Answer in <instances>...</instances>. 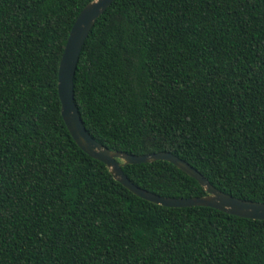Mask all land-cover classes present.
<instances>
[{
  "label": "trees",
  "instance_id": "1",
  "mask_svg": "<svg viewBox=\"0 0 264 264\" xmlns=\"http://www.w3.org/2000/svg\"><path fill=\"white\" fill-rule=\"evenodd\" d=\"M90 1L0 0V264H264L263 220L142 200L70 137L57 66ZM72 94L106 149L169 153L264 204V0H113ZM121 171L160 197L205 196L162 160Z\"/></svg>",
  "mask_w": 264,
  "mask_h": 264
},
{
  "label": "water",
  "instance_id": "2",
  "mask_svg": "<svg viewBox=\"0 0 264 264\" xmlns=\"http://www.w3.org/2000/svg\"><path fill=\"white\" fill-rule=\"evenodd\" d=\"M113 0H91L77 14L72 23L57 66L56 91L61 119L77 147L92 159L103 163L111 177L134 196L166 208L208 207L239 218L264 221V204L240 200L211 186L196 170L177 157L164 152L130 155L110 151L94 141L86 132L78 115L72 94V78L83 42L95 20ZM162 160L192 178L205 196L188 199L165 198L142 190L126 179L121 166Z\"/></svg>",
  "mask_w": 264,
  "mask_h": 264
}]
</instances>
